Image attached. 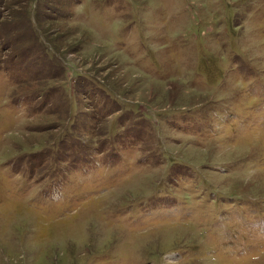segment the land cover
I'll return each instance as SVG.
<instances>
[{"label":"rangeland","instance_id":"1","mask_svg":"<svg viewBox=\"0 0 264 264\" xmlns=\"http://www.w3.org/2000/svg\"><path fill=\"white\" fill-rule=\"evenodd\" d=\"M0 264H264V0H0Z\"/></svg>","mask_w":264,"mask_h":264}]
</instances>
